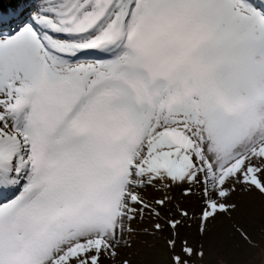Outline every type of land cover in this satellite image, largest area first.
Wrapping results in <instances>:
<instances>
[{
  "label": "snow or ice",
  "instance_id": "snow-or-ice-1",
  "mask_svg": "<svg viewBox=\"0 0 264 264\" xmlns=\"http://www.w3.org/2000/svg\"><path fill=\"white\" fill-rule=\"evenodd\" d=\"M216 225L264 243V0L0 12V264H230Z\"/></svg>",
  "mask_w": 264,
  "mask_h": 264
},
{
  "label": "rangeland",
  "instance_id": "rangeland-1",
  "mask_svg": "<svg viewBox=\"0 0 264 264\" xmlns=\"http://www.w3.org/2000/svg\"><path fill=\"white\" fill-rule=\"evenodd\" d=\"M21 2L22 0H0V12H6ZM253 229L255 239L260 241L259 224H255ZM209 236L219 255L230 264H264V243L259 248H247L237 238L229 235L223 225L212 228ZM125 255L131 264H166L167 260L163 239L146 236L142 232L134 238L132 247L125 250Z\"/></svg>",
  "mask_w": 264,
  "mask_h": 264
}]
</instances>
